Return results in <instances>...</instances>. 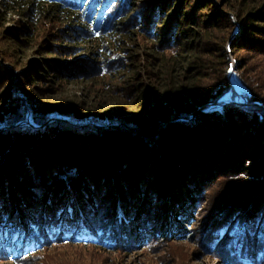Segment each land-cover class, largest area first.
<instances>
[{
    "label": "trees",
    "instance_id": "obj_1",
    "mask_svg": "<svg viewBox=\"0 0 264 264\" xmlns=\"http://www.w3.org/2000/svg\"><path fill=\"white\" fill-rule=\"evenodd\" d=\"M30 1L34 4L62 1L68 8L74 7L84 11L79 16L83 19L80 21L85 24V27H77L72 35L65 34L67 44H73L74 41L86 42L85 39L92 41L98 34L102 35L111 31L116 21L124 14V9L132 6L130 0ZM118 3H121L118 9L111 14ZM54 6L57 9L64 8L60 4ZM210 6H214L215 10L209 15H202L205 19L199 20L196 17V11L201 9L208 12ZM189 7L190 0L160 1L155 4L150 14L138 13L123 27H126L125 29L137 28L144 33L146 39L151 41L162 38L163 50H171L174 46L182 49L181 46H184L185 49L182 50L194 52V42L199 40L200 35L203 36L198 32H203L204 36L207 35L210 40L213 36L212 32L217 31L216 26L227 16V13L219 12L212 0H197L191 13L187 12ZM13 9L15 7L9 8V10ZM226 18L229 19V17ZM247 20L249 21L248 26L245 24L246 20L239 18L241 31L231 44L234 52L237 49V41L240 39L248 41L245 39L246 33L264 37V8L248 14ZM162 27L167 28L163 37L160 34ZM189 41L190 44H187ZM117 44L118 42L115 44L116 47H120ZM59 47L65 51L75 50L72 47ZM199 48L206 50L199 45L198 51H200ZM224 48L225 42L222 52L226 56ZM57 54L51 53L55 56ZM224 56L222 58H225ZM191 61V59L188 60L189 67L186 69L189 76L182 78L185 82L184 80L179 82L181 79L170 80L162 87L160 86V91L156 93L162 97L160 102L155 103V98L151 97L152 93L149 88L147 92H143V96L138 101L139 109H137L141 114L136 122L141 128L140 134L126 135L120 130H115L121 134L119 135L97 128L76 129L70 128L65 122L55 123L45 132L31 127L22 128L24 132L19 130L22 136L30 137L27 142L37 141L40 147L55 149L56 157L64 161L44 168L48 159L44 162L36 159L37 164L42 163L40 167H43V182L46 184L40 183L42 173L37 174V177L36 173L30 174L29 176L34 181L27 179V173L29 171L33 173L35 169L32 166L30 170L27 168L29 159L24 161L25 164L21 167V159L24 157L13 156L15 160L11 159L5 163L3 168H0L1 179L6 183L5 186L10 187L5 200L0 201V261L14 262L18 255L26 257L60 243H75L109 251H131L138 247L154 248L167 240L184 239L187 234L183 231L182 225L193 222L195 218L192 214L197 212L195 211L197 203L199 204L204 198L201 194L193 197L190 195L198 187H202V182L204 186L205 182H208L207 178L206 181L203 179L204 176L210 173L209 180L211 181L212 176L217 174L215 168L218 164L232 163L236 174L242 175L247 169L243 163L239 164L240 161L251 162L257 158L256 162H264V150L260 148L261 150L255 149L254 152H250L252 141H255L254 145H258V148L264 145V123L260 121L259 116L253 112H243L246 119L253 121L248 127L243 128L242 132L240 127L234 124L227 125L228 123L224 121V117H228L227 112L238 109L237 106L228 105L224 107L223 110L226 112L223 113L216 109L200 111V108L205 105L225 101L229 96L230 88L227 78L219 81L216 87L213 85L202 88L201 85H196L202 75L198 74L197 68L192 73L190 72L192 69L190 66L197 63V61ZM124 62L121 60L120 64L123 66ZM45 63V68L49 71H41L45 73L43 77L38 75L43 81L53 82L52 80L69 79L70 77L82 78L89 76L90 73L87 72L86 67H89L91 62L85 61L84 64L89 65L86 67L63 65L52 59H48ZM111 64L105 69L92 65V70H95L94 75H100L104 70L112 72L116 68ZM227 65L230 67L229 63ZM236 71L239 75V69ZM1 75H3L2 72ZM170 76L172 79V74ZM239 79L253 99L254 95L249 85L240 75ZM30 81L40 82L34 78ZM179 117L184 120H180L177 124L171 123L173 119ZM35 119V125L41 126L38 117ZM165 123L171 124L162 128V124ZM86 134L87 137H84ZM126 137L130 138L125 139ZM86 146H89L88 149L85 148ZM79 149L96 153V155L86 156L87 160H90L89 165L94 166L95 170L100 167L105 172L104 174L107 172V176L113 180L123 179L125 190H118L120 189V186L116 187L120 183L118 181L115 186L112 185L114 192L108 189L103 190L104 197L102 198L101 194L96 191L99 188L96 183L91 186L85 185L82 190L75 187L80 181V175L84 178L83 170H86V165L83 163L79 165L83 169L72 167V156L76 157L75 154H78ZM12 151L14 149L11 148L8 153ZM132 153L134 156H130ZM63 154L66 155L61 156ZM24 156L26 159L31 158L30 154L28 156L24 154ZM192 161H200L203 165H197V171H193L190 163ZM144 164L148 167L146 170L148 173H145L146 171L142 173L140 179L129 180L126 176L121 178L128 172L132 173L131 177H134L136 170ZM58 166L70 170L67 173H61L57 169ZM21 168H24L28 181L24 180V184L20 181L15 195L17 196L15 200H19L20 203L16 201L19 204L15 206V200H12V182L9 179L21 175L23 173ZM118 171L121 172V176ZM49 172L53 174L50 175ZM197 172H199L198 176L195 175ZM203 172L205 174H202ZM175 174L179 176L176 182H182L181 191L169 190L170 187L162 183L165 181L168 183V180ZM263 174L264 171H259L255 175L258 176L257 178H264ZM46 175L50 181L46 179ZM56 176H60L61 179H59L60 182L55 181V184ZM132 180L135 184H131ZM149 180H151L150 183H148ZM52 182L54 184H49ZM63 184L67 186L63 187ZM152 186L154 189L150 192ZM135 190L136 192L133 193ZM93 193L98 195L94 198ZM100 196L103 201L99 199ZM254 201L247 204L248 209L243 212L244 214L239 215L228 211H236L234 206L226 208L202 229L199 236L203 247L213 252L222 264H264V207H260L254 214L252 212ZM176 205H179L177 209ZM119 209L121 214H118ZM109 211L111 214L108 215ZM22 242L25 246L20 253ZM15 247L17 248L14 251Z\"/></svg>",
    "mask_w": 264,
    "mask_h": 264
},
{
    "label": "rangeland",
    "instance_id": "obj_2",
    "mask_svg": "<svg viewBox=\"0 0 264 264\" xmlns=\"http://www.w3.org/2000/svg\"><path fill=\"white\" fill-rule=\"evenodd\" d=\"M130 1L132 6L124 9V16L122 15L116 21L115 27L111 31L102 35L98 34L92 41L85 39L86 42L74 41L73 44H67L65 42V34L72 35L77 30V27H85V24L80 21L83 20L80 17L84 13L83 10H78V8L74 7L68 8L62 1L34 4L30 0H0V168H3L5 163L16 156L18 158L24 157V159H21V167L22 164H25L24 161L29 159V166L26 167L29 170L31 166L35 169L33 173L28 170L27 177L24 174V168H21L23 172L21 175L19 174L17 178L15 176L9 179L12 182L13 201L17 197L15 195L17 194L20 181L23 184L24 180L27 179L34 181L29 175L36 173L37 177V174L42 173V175L40 174V183L46 184V182H43V167L48 168L52 164L64 161L62 158L56 157L55 149L46 146L40 147L37 141L27 142L30 137L27 138V136L21 135L20 132H24L22 128L31 127L45 132L52 128L55 123L65 122L70 128L76 129L97 128L119 135L121 134L115 130H120L126 135L140 134L142 132L141 128L136 123L137 118L141 114L137 110L139 109V98L149 88L152 93L151 97L155 98V103L160 102L162 97H159L160 95L158 94L156 95L160 91V86L162 87L170 80L181 79L179 82H183V76H189L186 70L189 67V59L197 61L196 64L190 66L192 68L190 72L192 73L197 68L199 70L198 74L202 75L196 85H201L202 88H208L213 85L216 87V84L220 83L219 81H224L227 78L230 88L229 96L225 101L205 105L200 108V111L216 109L220 113L226 112L223 110L226 106L223 105L221 109H205L208 106L213 107L228 101L236 103L233 100L232 76L237 77L236 80L238 79L242 84L239 79L240 75L252 90L253 99L242 84L250 105L254 106H248L250 109H245L233 104L238 109L228 111L227 115L230 119H226L228 117L225 116L224 121L228 123L227 125L234 124L240 127L243 132V128L248 127L253 121L246 119L243 116V112H253L264 123V114L254 109L256 106L264 113V37L252 36L246 33L245 39L248 41L240 39L236 43L237 49L235 52L231 49L233 40L239 36L241 31L239 18L246 20L245 24L248 26V14L263 9L264 0H212L218 11L227 13L226 17H229V19L224 17L220 21L218 26H216L218 27L217 31L212 32L213 36L210 40H208L207 35L204 36V33L199 31L198 33H202L203 36L200 35L199 40L194 42V52L182 50L185 49L184 46H181L182 49L174 46L171 50H163L162 38L151 41L146 39L144 33L137 28L125 29L126 27L123 26L133 20L138 13L150 14L156 3L164 2V0ZM196 1L190 0L188 13L192 12ZM57 4L62 5L64 8L59 7L61 10L57 9L54 6ZM120 4L118 3L114 6L111 14L118 9ZM10 7H15V9L9 10ZM210 7L208 12L198 9L196 17L199 20L205 19L202 15H209L211 11L215 10L214 6ZM167 20L166 22H168ZM165 28H161V37L164 36L163 34L167 30ZM117 42V46L120 45V47H116L115 44ZM224 42L226 56L222 52ZM187 44H190V41ZM199 45L206 50H200L199 48L200 51H198ZM59 46L72 47L75 50L65 51ZM51 53L58 54L55 56L51 55ZM222 56L225 58H222ZM170 58L173 59L170 60ZM48 59L56 60L63 65H78L80 67H86L88 65L84 64L86 61L93 63L92 65L95 67L101 66L103 69L112 63L111 65L116 69H113L112 72L104 70L100 75H94L95 70H92L90 63V66L88 65L89 67L86 68H88L87 72L91 74L89 73L87 77H70L69 79H56L52 80L53 82H49L43 81L38 76H45V73L41 71H49L45 68V62ZM121 60L125 61L123 66L120 64ZM228 63L230 67L227 65ZM237 69H239V75L237 74ZM1 72L3 75H1ZM25 74L28 75L26 76ZM32 78L38 79L40 82L33 83L30 81ZM240 97L245 101L243 96L240 95ZM35 116L38 117L41 126L35 125ZM180 120L184 119L175 118L171 123L177 124ZM170 124H162V128L168 127ZM48 135L51 134L48 133ZM84 137H87V134ZM254 143L255 141L250 143V146H252L250 152L260 148L264 150V145H260L258 148V145H254ZM88 147L86 146L85 148L88 149ZM11 148L14 151L8 153ZM77 151L79 156L78 154H75L77 155L76 157L72 156V167L82 168L79 165L83 163L86 165V170H83V174L85 173L84 178L80 175V181L76 183L77 186L75 187L82 190L85 185L91 186L96 183L99 187L96 191L101 194L102 198L104 197L103 190L108 189V191L114 192L112 185L115 186L120 179H116V182V180L107 176V172L104 174L105 172L100 167L95 170L94 166L89 165L90 160H87L86 156L90 154L96 155V153L93 154L81 149ZM24 154L27 156L30 154L31 158L26 159ZM64 155L66 154L61 156ZM130 156H134V154L132 153ZM36 159L40 162H44L45 159L48 160L46 165L40 167L42 163L37 164L35 162ZM256 159L254 158L251 162H246L245 160L239 162V164L243 163V166L247 169L242 175L236 174L232 168V163H228V165L223 163L221 164L222 166L220 164L217 165V168H215L217 174L212 176L211 181L209 180L211 178L210 173L203 177L204 180L207 178L208 182H205V186L204 182H202V187H200L202 190L198 187L192 195L188 194L191 197L201 194L204 198L199 204L197 203L195 210L197 212L192 214L195 218L193 222L188 225H182L183 231L187 234L184 239L167 240L154 248L138 247L131 251H109L75 243H60L41 249L26 257L18 255L17 260L14 262L10 260L0 261V264H222L219 259H216L217 256L213 255V252L203 247L199 235L204 227L215 220L218 213L223 212L228 207L234 206L236 211H228L239 215L244 214L243 212L248 209L247 204H251L255 199L257 200L254 201L255 204L252 210L254 214L258 212L260 207H264V178H257L258 176L255 175L259 171H264V162H256ZM190 163L193 171L198 168L197 165H203L200 161H192ZM147 168L145 164L139 167L134 177H131L132 173L129 172L122 176L120 171L118 173L121 178L126 176L129 180L132 178L140 179L142 177L141 174ZM57 169L61 173H67L70 170L63 166H58ZM100 169L101 173L99 172ZM202 169L204 170V168ZM14 171L16 172L17 170ZM145 173L148 172L146 171ZM198 173H195V175L198 176ZM202 174H205V172ZM178 177L175 174L168 180V183L166 181L162 183L169 186V190L181 191L182 182H176ZM47 178L49 177L46 175ZM59 179H61L60 176H56L54 183L55 181L60 182ZM153 181L156 184L155 180ZM119 182V185H116L117 188L120 186L118 190H125L126 186L123 179ZM150 182L151 180L148 181V183ZM132 183L135 184V181L132 180ZM5 185L6 183L0 176V201L5 200V195L9 192V185ZM65 186L63 184V187ZM153 186L150 192L153 191ZM135 192L136 190L133 191V193ZM98 194L93 193L92 197L95 198ZM101 196L99 197L100 200L102 199ZM16 201L20 203L19 200H15V206L19 204ZM177 206L179 205H176V209ZM107 214H111L110 211ZM118 214H121L120 209ZM18 224L20 225V222ZM23 246H25L24 242L21 243L20 253ZM16 248H14V251Z\"/></svg>",
    "mask_w": 264,
    "mask_h": 264
},
{
    "label": "bare ground",
    "instance_id": "obj_3",
    "mask_svg": "<svg viewBox=\"0 0 264 264\" xmlns=\"http://www.w3.org/2000/svg\"><path fill=\"white\" fill-rule=\"evenodd\" d=\"M232 77H233L232 81H233V89H234V96H233L234 98H233V100H235L236 103L242 105L243 108L250 109V108H248V106H254V105H250V103H249V101L247 99L246 92H245L242 84L239 82L238 79L236 80L237 77L236 78H235V76H232ZM240 95L244 97L245 101L242 99V97H240ZM212 108L221 109L222 107H221L220 104H218V105H214L213 107L208 106L205 110H210ZM254 109L257 110V111H260L262 114H264L263 111H261L260 108L255 106Z\"/></svg>",
    "mask_w": 264,
    "mask_h": 264
},
{
    "label": "water",
    "instance_id": "obj_4",
    "mask_svg": "<svg viewBox=\"0 0 264 264\" xmlns=\"http://www.w3.org/2000/svg\"><path fill=\"white\" fill-rule=\"evenodd\" d=\"M233 104L242 107V105H240V104H238V103H235V102H232V101H228V102H225V103H220L221 106H222V105H223V106H228V105H233Z\"/></svg>",
    "mask_w": 264,
    "mask_h": 264
}]
</instances>
